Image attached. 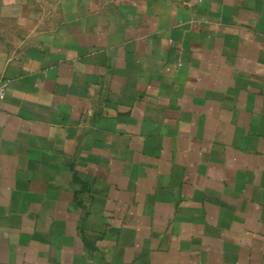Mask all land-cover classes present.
<instances>
[{
    "label": "crops",
    "instance_id": "crops-1",
    "mask_svg": "<svg viewBox=\"0 0 264 264\" xmlns=\"http://www.w3.org/2000/svg\"><path fill=\"white\" fill-rule=\"evenodd\" d=\"M0 264H264V0H0Z\"/></svg>",
    "mask_w": 264,
    "mask_h": 264
},
{
    "label": "built area",
    "instance_id": "built-area-1",
    "mask_svg": "<svg viewBox=\"0 0 264 264\" xmlns=\"http://www.w3.org/2000/svg\"><path fill=\"white\" fill-rule=\"evenodd\" d=\"M6 94H7V86H6V83L0 82V103L5 98Z\"/></svg>",
    "mask_w": 264,
    "mask_h": 264
}]
</instances>
